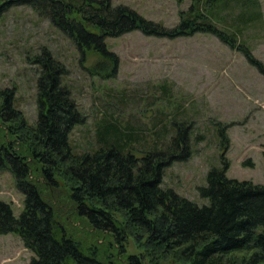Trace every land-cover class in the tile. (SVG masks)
I'll return each instance as SVG.
<instances>
[{
    "label": "trees",
    "instance_id": "trees-1",
    "mask_svg": "<svg viewBox=\"0 0 264 264\" xmlns=\"http://www.w3.org/2000/svg\"><path fill=\"white\" fill-rule=\"evenodd\" d=\"M13 1L45 12L83 50L94 49L113 59L105 43L109 35L140 29L174 38L202 31L236 46L244 24L262 23L259 0H193L172 28L128 6L112 7L108 0H0V9ZM224 10L236 13L230 26ZM43 53L39 114L29 128L32 142L20 146L14 137L0 133V171L12 172L24 194L19 215L0 198V234L21 236L34 253L28 264H143L139 254L127 249L131 235L159 243L184 264H264V184L230 178L225 165L211 169L207 185L200 187L208 204L164 189L165 166L189 153L190 125L182 123L168 149L156 146L140 157L129 147L143 131L122 128L116 118L102 121L97 132L101 146L79 154L69 136L83 117L62 83L64 65ZM12 93L1 92V122L21 114L13 106ZM9 134L14 136L13 131ZM59 167L70 190H62L55 178Z\"/></svg>",
    "mask_w": 264,
    "mask_h": 264
},
{
    "label": "rangeland",
    "instance_id": "rangeland-1",
    "mask_svg": "<svg viewBox=\"0 0 264 264\" xmlns=\"http://www.w3.org/2000/svg\"><path fill=\"white\" fill-rule=\"evenodd\" d=\"M108 1L112 7L128 6L167 28L177 26L181 13L193 3ZM259 1L262 23L244 24L236 46L210 32L172 38L136 29L105 38L107 50L116 59L94 49L83 50L45 12L10 2L0 9V113L5 100L1 92L10 89L13 106L21 114L0 120V133L14 137L20 146L32 142L29 128L39 114V56L47 51L64 65L62 83L83 117L69 136L79 154L101 146L97 132L102 121L116 118L122 128L143 131H139L141 139L129 147L140 157L156 146L168 149L182 123L190 125L189 153L165 166L164 189L199 205L208 204L200 187L207 185L211 169L225 165L230 178L264 184V0ZM222 14L228 26L236 22V13L224 10ZM73 16L81 19L77 13ZM63 172L61 167L56 169L55 178L62 190H70ZM0 198L10 202L17 215L22 212L24 194L8 170L0 171ZM127 249L139 254L143 264H184L143 235H131ZM33 255L19 234H0V264H28Z\"/></svg>",
    "mask_w": 264,
    "mask_h": 264
}]
</instances>
